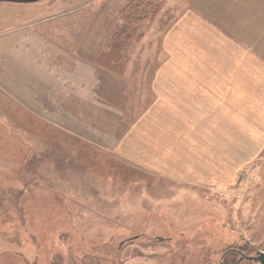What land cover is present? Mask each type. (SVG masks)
I'll return each instance as SVG.
<instances>
[{
    "label": "rangeland",
    "instance_id": "1",
    "mask_svg": "<svg viewBox=\"0 0 264 264\" xmlns=\"http://www.w3.org/2000/svg\"><path fill=\"white\" fill-rule=\"evenodd\" d=\"M101 4L0 2V264H256L241 257L264 252V142L232 143L215 182L184 184L47 126L26 102L29 80L61 60L40 63L38 40L64 51L107 34L122 71L159 66L161 0L130 1L103 33Z\"/></svg>",
    "mask_w": 264,
    "mask_h": 264
},
{
    "label": "crops",
    "instance_id": "2",
    "mask_svg": "<svg viewBox=\"0 0 264 264\" xmlns=\"http://www.w3.org/2000/svg\"><path fill=\"white\" fill-rule=\"evenodd\" d=\"M130 1L101 0L95 21L102 33L116 28ZM161 3L166 22L154 72L122 71L119 57L107 53V34L79 48L63 42L71 48L64 51L57 42L58 48L44 49L51 41L38 40L40 63L61 60L54 73L29 80L22 95L39 119L63 134L111 149L149 172L210 185L216 158L231 156L232 143L264 142V0ZM133 110L144 113L132 119Z\"/></svg>",
    "mask_w": 264,
    "mask_h": 264
},
{
    "label": "water",
    "instance_id": "3",
    "mask_svg": "<svg viewBox=\"0 0 264 264\" xmlns=\"http://www.w3.org/2000/svg\"><path fill=\"white\" fill-rule=\"evenodd\" d=\"M40 1L42 0H0V2H9V3H17V4H33ZM242 260L252 261L255 262L256 264H264V252L258 253L257 256H243L241 257V261Z\"/></svg>",
    "mask_w": 264,
    "mask_h": 264
},
{
    "label": "trees",
    "instance_id": "4",
    "mask_svg": "<svg viewBox=\"0 0 264 264\" xmlns=\"http://www.w3.org/2000/svg\"><path fill=\"white\" fill-rule=\"evenodd\" d=\"M236 254H237V253H236V251H235V254H233V255L236 256ZM233 255H232V256H233ZM233 263H235V262L232 260V264H233Z\"/></svg>",
    "mask_w": 264,
    "mask_h": 264
},
{
    "label": "flooded vegetation",
    "instance_id": "5",
    "mask_svg": "<svg viewBox=\"0 0 264 264\" xmlns=\"http://www.w3.org/2000/svg\"><path fill=\"white\" fill-rule=\"evenodd\" d=\"M240 253V252H239Z\"/></svg>",
    "mask_w": 264,
    "mask_h": 264
}]
</instances>
